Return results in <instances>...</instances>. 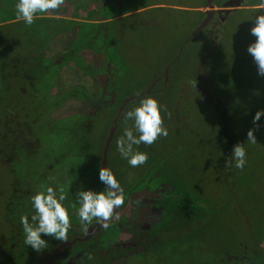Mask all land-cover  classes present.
<instances>
[{"label": "rangeland", "instance_id": "obj_1", "mask_svg": "<svg viewBox=\"0 0 264 264\" xmlns=\"http://www.w3.org/2000/svg\"><path fill=\"white\" fill-rule=\"evenodd\" d=\"M227 1L215 0L214 5ZM17 3L0 0V264H47L62 242L50 238L41 252L24 243L20 217L27 215L31 222L35 213L31 197L48 186L65 187L64 204L73 197L67 203L72 225L68 241L84 236L75 193L101 190L95 155L104 148L114 108L120 105V110L131 97L139 105L155 81V91L166 87L163 76L157 77L163 68L164 75L185 41L183 57L203 49L211 54L201 68L199 91L183 93L176 87L162 98L170 102L171 118L165 115L169 135L151 146H135L142 152L148 147L149 159L139 167L126 165L116 145L132 121L119 124L110 145V169L132 211L117 212L108 228L86 243L64 249L63 257L86 247L84 264H264V116L255 132L257 143L247 142L248 130L255 127L253 117L264 109V77L247 53L255 39L250 28L264 12L261 0H245L224 19L216 13L190 42L206 17L200 11L206 0H124L119 14L111 6L104 11L110 19L94 25L96 46L91 49L93 55L105 54L108 66L95 70L101 77L94 75V83L83 71L76 80L84 81L87 91L79 86L74 94L80 98L64 102L68 94L46 99L51 71L43 59H32L38 67H11L13 61L24 63L36 48V53L43 49L48 30L59 32L66 22L50 23L37 16L28 26L17 18ZM72 25L85 35L82 22ZM177 66L176 73L183 64ZM28 71L42 79L39 93L23 77ZM100 78L104 80L98 83ZM210 78L219 94L208 88ZM23 85L29 87L28 93L19 91ZM106 134L100 147L98 141ZM237 143H244L247 152L243 169L236 168L234 160L232 167L225 166Z\"/></svg>", "mask_w": 264, "mask_h": 264}, {"label": "clouds", "instance_id": "obj_2", "mask_svg": "<svg viewBox=\"0 0 264 264\" xmlns=\"http://www.w3.org/2000/svg\"><path fill=\"white\" fill-rule=\"evenodd\" d=\"M64 4L65 0H18L15 7L17 18L31 26L38 13L59 9ZM260 7L264 8V0H261ZM249 34L255 39L248 45L247 53L257 66L258 75L264 77V12L255 17ZM162 113L171 118V112L167 110V106L162 105L153 96L143 97L138 106L122 113L124 122L132 121L133 125L125 128L124 134L117 139L116 145L120 155L128 161L130 166H142L149 159L148 153L137 150L135 146L141 144L151 146L161 137L169 135ZM262 116H264V109L257 111L253 117L252 123L255 127L248 130L247 142L257 143L255 132L260 127L259 121ZM246 156L244 143H237L232 150V159L226 160L225 166L232 167L234 160L235 167L243 169ZM99 179L105 185L104 191L79 190L75 193L79 204L78 217L85 234L88 233L87 226L94 220L104 228H108L109 222L118 215L116 210L125 203L124 189L110 168L101 167ZM41 187L44 188L43 185ZM66 199L67 192L63 185H59L56 189L48 186L31 197L35 210V214L31 216V222L27 215L20 217L26 245L41 252L48 247V241L42 236L53 237L62 242L68 241V233L72 225L68 209L63 204ZM72 207L75 208L76 204ZM261 247H264V244ZM87 258L93 257L89 255Z\"/></svg>", "mask_w": 264, "mask_h": 264}, {"label": "crops", "instance_id": "obj_3", "mask_svg": "<svg viewBox=\"0 0 264 264\" xmlns=\"http://www.w3.org/2000/svg\"><path fill=\"white\" fill-rule=\"evenodd\" d=\"M123 2L124 0H65V4L59 9L49 10L47 13H38V18H42L45 21H50V23L59 19L65 21L66 24L61 31L56 33H53L49 29V38L44 45V48L40 51L38 50L37 53L36 48L33 51V53L36 54L30 53L24 58V63L23 60L18 62L19 64H14L13 61L11 68L14 69L16 65L18 66L20 64L25 65V67L28 66L33 68L37 65L33 63L32 59H37L39 62H41L43 59V61L47 62L48 64L46 67L51 71L50 75L48 76L51 78V85L49 87V95L46 97V99H61V94H68V96L64 97V100L79 99L80 97L75 95L74 92L78 91L79 86L82 87L81 90L84 89L87 91V84L84 81L79 84L76 80L77 76H81V73L84 71V76L91 77L90 83H94V81L97 80L95 79L94 75H96V77H101V69H104L108 66V63L105 62V54L104 56H101V54L97 56L93 55L92 53L94 51V46H96L94 25H102L106 20L110 19L107 18V15L105 16L104 11L107 12V9L111 8V6L114 10V13L119 14L120 4ZM215 7L217 9H221L224 7V5ZM200 11L205 13L204 8H201ZM72 22H82V24H84L82 27L85 30V35L80 33L78 28H75V26H71ZM48 33L44 35H47ZM38 36H40V33H38ZM83 37L85 38V42L83 41ZM91 49L93 51H91ZM77 52H79V55H77ZM98 68L100 70L98 71L99 73L95 72V70ZM64 71L68 72L64 73ZM11 74L15 75L17 73L12 72L10 75ZM24 75L25 76L23 77L28 78V86L33 88L32 91L34 93H39L41 89L38 87V85L42 79H37V77H34L29 71L27 74L24 73ZM107 77H110L111 80L110 75ZM103 80V78L98 79V83L103 82ZM29 87L23 85L19 88V91L21 93H28ZM130 209L132 211V206H127L125 210L123 209L122 211L128 212ZM126 227H123V232H126L124 230ZM130 238L131 235L129 234L126 239L130 240Z\"/></svg>", "mask_w": 264, "mask_h": 264}, {"label": "trees", "instance_id": "obj_4", "mask_svg": "<svg viewBox=\"0 0 264 264\" xmlns=\"http://www.w3.org/2000/svg\"><path fill=\"white\" fill-rule=\"evenodd\" d=\"M195 38H193V39H191L190 41H192V40H194ZM189 41V42H190ZM186 42V41H185ZM185 42L183 43V48H182V50L180 51V50H178V52H177V54H176V56L170 61V63H171V66H170V80H169V82H168V84H167V86L166 87H164V88H162L163 87V84H162V90H160L159 92L156 90L155 91V89H156V87H154V89H152V91L149 93L150 95L149 96H155L156 97V99L162 104V105H166L167 106V110L170 112V110H169V106H170V102H167L166 100H162V98H164L165 99V96L167 95V94H170L171 92H173L174 91V89L176 88V87H179V91H181V92H183V93H187V92H189L190 94L191 93H196V91H199V85H200V74H201V68H203V69H205L204 68V66H205V61L207 60V58H208V55H210L211 53H210V51L209 52H207V50L205 49H203V50H201L200 52H197L196 50H195V52L193 51H189V52H187V56H185V57H183L184 56V51H185V48H186V46H184L185 45ZM188 42V43H189ZM187 43V44H188ZM186 44V45H187ZM209 46V45H208ZM185 47V48H184ZM180 51V52H179ZM204 52H205V54H204ZM205 58V59H204ZM204 59V60H203ZM178 64H183V66H182V69L178 72V73H176V69L178 68ZM177 67V68H176ZM172 68H174V71H173V79H172V81H171V70H172ZM164 69L165 68H163L162 69V73L157 77L158 79L160 78V77H162L161 79H162V83L163 82H165V79H164V75H162L163 74V71H164ZM202 69V70H203ZM210 69V68H209ZM209 72H211V76H213V69H211V71L209 70ZM211 79L212 78H210V81H209V83H208V88L210 89L211 88V92H214V91H216L217 90V88L215 89V87H212V85H211ZM196 85V86H195ZM153 93H157V94H153ZM216 93L217 94H219V91L217 90L216 91ZM62 102V101H61ZM63 102H64V99H63ZM97 103H98V105H100V107H98V108H103V106H104V104L102 105V101H97ZM136 106H138L137 105V99L135 98L133 101H131L128 105H126V107H125V109L124 110H126L128 107L129 108H134V107H136ZM119 107H120V105H117V107H115L114 108V110H113V113H112V117H111V120H110V122H109V124L110 125H108V126H110V128L113 126V120L119 115ZM131 110V109H130ZM124 112V111H123ZM163 115H164V117H165V113H162ZM5 118H7V116L5 117ZM121 123H124V120H123V117H122V114L120 115V118H119V124H121ZM165 123H167V118L165 117ZM94 125V124H93ZM107 126V127H108ZM4 129V128H3ZM107 129V128H106ZM90 130H93V126H91V127H89V129L88 130H86L87 132H89ZM108 130V129H107ZM118 131V130H117ZM105 137H107V134H106V136H104L102 139H100V141H98L99 142V146L101 147V143H102V141H103V139L105 138ZM104 142V141H103ZM106 143V142H105ZM99 146H98V148H99ZM104 146H105V144H104ZM166 146V145H165ZM163 148H164V146H163ZM104 149V148H103ZM101 150V149H100ZM141 151V150H140ZM102 152H103V150H101V151H96V159H97V165H98V171L100 170V168H101V163H102V159H103V157H102ZM142 152V151H141ZM145 152L146 153H148V147L147 148H145ZM126 165H129V163H126ZM107 167L108 168H110V164H109V162H108V164H107ZM112 171H114L113 169H112ZM79 176V175H78ZM78 176H77V178H78ZM99 179V178H98ZM99 181H100V179H99ZM101 182V181H100ZM99 186H100V191H104L105 190V185L101 182V184H99ZM72 198L73 197H71V200H67L66 201V203L64 204V206L68 209V207L67 206H69V205H67V203L70 201V203L72 202ZM131 198V197H130ZM134 199V198H133ZM132 199V200H133ZM131 203H133V202H131ZM127 205L128 204H124L123 205V207H122V209L120 210H118V213H120L122 210H123V208H126L127 207ZM35 214V213H34ZM147 220V219H146ZM139 225V224H138ZM104 229V227H102L100 230H98V231H96L95 232V236L98 234V233H100V231L101 230H103ZM121 230H122V228H120ZM69 235L71 234V232H69L68 233ZM93 235V238L95 237ZM108 235V234H107ZM107 235H103V237L105 238ZM48 237V236H47ZM47 237H46V240H48V242L50 241V238H53V237H48V239H47ZM105 241V240H104ZM104 242H102V244H103ZM106 243V242H105ZM100 245V244H99ZM75 246V245H74ZM73 246V247H74ZM106 246V245H105ZM30 247V246H29ZM73 247H70V248H73ZM99 247H101V246H99ZM102 248V247H101ZM106 247H104V249H105ZM103 249V248H102ZM87 251H88V249L86 248V247H84L82 250H79L78 252H74L75 254H76V258L75 259H71V257L73 256V254L71 255V257L68 255V253L66 254V256H64L63 257V254H62V256L60 257L61 259V263L60 264H63V263H65V264H84V258H86V254H87ZM63 257V258H62ZM77 257H78V259H80V260H77V261H79V262H75L76 261V259H77ZM83 257V259H81ZM68 258H69V260H68ZM56 262V261H55ZM55 262H54V264H55Z\"/></svg>", "mask_w": 264, "mask_h": 264}, {"label": "water", "instance_id": "obj_5", "mask_svg": "<svg viewBox=\"0 0 264 264\" xmlns=\"http://www.w3.org/2000/svg\"><path fill=\"white\" fill-rule=\"evenodd\" d=\"M214 1L215 0H206V4L204 6L206 17L200 23V25L193 31V33L189 37L188 41L197 37L200 34V32L203 31L211 23V21H212V19L216 13L223 15L222 18L224 19V17L229 15L233 10L241 7L245 0H229L224 4V7L221 9H217L215 7ZM169 70H170V65L166 68L165 73H164V76L166 79L165 80L166 85L169 82ZM156 83H157V81H155L153 83V85L149 88V90H147L146 93H150L152 91V89L155 87ZM134 99H135V97H131V98L125 100V102L123 103V105L121 106V108L119 110V115L113 121V126L110 129L108 138L106 140V143H105V146H104V149L102 152L103 159H102L101 167H107L109 149H110V145L114 139V136H115L116 131H117L118 126H119L120 115L123 113L126 105H128ZM118 210L119 209H117L116 212H118ZM102 227L103 226L101 224L95 223L94 225H92L88 228V233L85 234L84 238H76L73 240H69L67 242H61L54 249V251H52V253L50 254L47 264H54L55 260L61 255V253L63 252V250L65 248L71 247V246L75 245L77 242H85L86 243V242L90 241V239L93 237V234L96 231L100 230Z\"/></svg>", "mask_w": 264, "mask_h": 264}, {"label": "flooded vegetation", "instance_id": "obj_6", "mask_svg": "<svg viewBox=\"0 0 264 264\" xmlns=\"http://www.w3.org/2000/svg\"><path fill=\"white\" fill-rule=\"evenodd\" d=\"M244 2H245V1H244ZM88 228H89V227H88ZM94 234H95V233H94ZM94 234H93V235H94ZM84 237H85V234H84V236H82V237L77 236V237H75L74 239H76V238H84ZM92 238H93V237H92ZM92 238H91V239H92ZM91 239H90V240H91ZM72 240H73V239H72ZM75 245H76V244H75ZM73 246H74V245H73ZM71 247H72V246H71ZM67 248H68V247H67ZM65 249H66V248H65ZM63 251H64V250H63ZM62 254H63V252H62L61 255L59 256V258L62 256ZM56 260H57V259H56ZM56 260H55V261H56Z\"/></svg>", "mask_w": 264, "mask_h": 264}]
</instances>
